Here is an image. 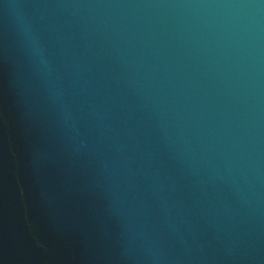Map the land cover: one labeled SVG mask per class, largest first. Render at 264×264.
Instances as JSON below:
<instances>
[{"label": "water", "instance_id": "obj_1", "mask_svg": "<svg viewBox=\"0 0 264 264\" xmlns=\"http://www.w3.org/2000/svg\"><path fill=\"white\" fill-rule=\"evenodd\" d=\"M0 264H264V0H0Z\"/></svg>", "mask_w": 264, "mask_h": 264}]
</instances>
